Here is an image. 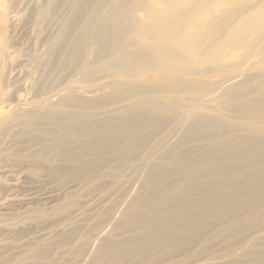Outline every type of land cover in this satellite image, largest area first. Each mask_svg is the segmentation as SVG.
Here are the masks:
<instances>
[{"label":"rangeland","instance_id":"rangeland-1","mask_svg":"<svg viewBox=\"0 0 264 264\" xmlns=\"http://www.w3.org/2000/svg\"><path fill=\"white\" fill-rule=\"evenodd\" d=\"M261 1L264 7V0L241 5ZM118 2L0 0V264H248L264 251V216L228 203L227 215L213 216L195 236L149 242L140 257L139 240L160 227L144 228L130 210L142 193L176 184L198 155L225 142L253 138L264 146V114L249 109L264 107V20L253 13L234 27L233 41L208 40L198 52L173 45L174 65L186 62L191 72L160 62L134 76L113 74L104 65L122 50L152 51L129 31L113 52L107 26ZM162 104L176 111L159 114L168 123L151 146L130 144V154L119 157L83 152L109 144L110 134H77L79 126L89 130ZM196 116L211 124L187 135L200 127ZM259 172L247 168L244 177L254 183ZM252 194L264 208V196Z\"/></svg>","mask_w":264,"mask_h":264},{"label":"bare ground","instance_id":"bare-ground-1","mask_svg":"<svg viewBox=\"0 0 264 264\" xmlns=\"http://www.w3.org/2000/svg\"><path fill=\"white\" fill-rule=\"evenodd\" d=\"M123 1L119 0L107 26L113 37V52L119 50L129 31L145 40L140 44L152 51L122 50L104 65L113 74L128 71L134 76L144 67L155 69L153 66L160 62L173 71L191 72L186 62H179L181 68L174 65L171 53L173 45L193 47L198 52L208 40L217 42L229 37L233 41L236 35L234 27L238 22L249 21L253 13L264 20L262 1L248 7H242L241 0H130L127 4H123ZM132 44L133 41L127 42L128 46ZM180 83L184 84V80ZM129 90H136V87ZM79 104L87 105L82 101ZM176 107L171 104L153 105L144 115L136 111L123 119L112 118L107 123H96L89 130L79 126L77 134H110L109 144L85 149L83 152L96 157L104 154L118 156L120 153L130 154L127 150L130 144L135 148H147L151 146L152 134L161 128L160 125L168 123L167 119L158 117L159 114H174ZM249 109L264 114V107L258 102L252 103ZM183 113L186 115L190 110L184 109ZM49 114L44 112L31 115L34 119H40ZM76 119V115L71 116L72 121ZM193 121L200 127L196 130L191 128L187 135L192 131L208 130L211 124L209 119L197 116ZM191 166L193 170L176 184L158 186L156 191L144 192L133 202L130 214L139 217V223L144 228L150 230L155 223L160 227L155 237L146 235L139 240V248L142 249L140 257H143L144 248L149 242L160 245L167 238L183 241L195 236L213 216L225 217L229 212L228 203H235L244 213H254L258 218L264 216V208L257 205L252 194L256 190L264 196V146L253 138L225 142L206 155H198ZM247 168L260 169L256 182L244 177ZM152 173L157 177L163 174L158 167ZM159 197L162 203L156 206L154 203ZM142 203L147 205L146 209L141 207ZM120 258H124V255ZM248 264H264V251L256 252Z\"/></svg>","mask_w":264,"mask_h":264}]
</instances>
